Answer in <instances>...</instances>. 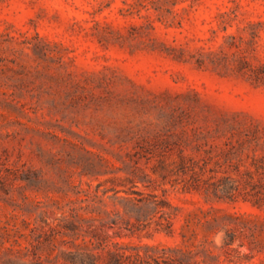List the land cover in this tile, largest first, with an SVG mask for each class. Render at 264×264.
<instances>
[{"label":"rangeland","instance_id":"obj_1","mask_svg":"<svg viewBox=\"0 0 264 264\" xmlns=\"http://www.w3.org/2000/svg\"><path fill=\"white\" fill-rule=\"evenodd\" d=\"M132 247L264 264V0H0V264Z\"/></svg>","mask_w":264,"mask_h":264},{"label":"trees","instance_id":"obj_2","mask_svg":"<svg viewBox=\"0 0 264 264\" xmlns=\"http://www.w3.org/2000/svg\"><path fill=\"white\" fill-rule=\"evenodd\" d=\"M127 248V247H125ZM146 250L151 249L146 246ZM134 249L131 253H124L119 251V249L105 250L103 253V259L101 264H187L183 263L182 260H175L172 257L165 256H150L141 255L137 251V247H132ZM171 250V249H170Z\"/></svg>","mask_w":264,"mask_h":264}]
</instances>
